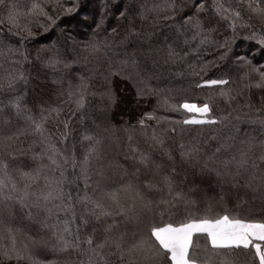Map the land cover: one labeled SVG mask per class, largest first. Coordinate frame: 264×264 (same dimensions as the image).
I'll list each match as a JSON object with an SVG mask.
<instances>
[{"label":"snow or ice","instance_id":"1","mask_svg":"<svg viewBox=\"0 0 264 264\" xmlns=\"http://www.w3.org/2000/svg\"><path fill=\"white\" fill-rule=\"evenodd\" d=\"M45 5L52 11L60 9L64 15L72 17L77 12L79 0H75L72 7H65L63 0H44L43 4L33 3L31 5V9L26 14H36L54 25L56 19L45 10ZM0 8L7 10L6 16L0 19V25L4 23L11 25L7 31L18 38V44L22 46L25 40L35 38L28 24H20L21 13L16 11L12 0H0ZM183 8L182 4L178 6V0H170V3L159 10L166 11L163 19L172 21L178 34L189 30L192 32L191 38H186L183 41L185 45H189L195 40L199 41L197 46L191 49L192 52H198L200 46L214 42L212 33L216 31V28L212 24L217 17L219 20L227 21L228 27L233 33L236 32L238 26L252 27L250 22H242V12L245 10L250 13L249 21L252 17L264 20V0H230L228 4L222 0H211V4L208 3V0H195L191 11L184 15L180 21H177L176 12L182 11ZM157 10L145 9L139 15L146 21L148 19L147 12ZM126 11L121 10L120 17H126ZM35 23L41 28L44 27L39 19ZM205 23L209 26L205 27ZM139 35L135 26H131L128 36L139 37ZM246 38L256 40L260 49L264 50V32L257 35L253 31V34ZM102 47H107V45L90 42L85 46V50L99 53ZM165 47L167 49L165 64L182 63L189 55L187 51L181 53L170 43H166ZM219 48L224 50L220 55L222 60L231 51L229 39L220 43ZM163 50L159 49L158 51ZM9 52L13 56H19V59L11 61L13 65H22L28 60L24 51L9 49ZM251 54L250 52L235 58L238 68H248L251 72L259 73V80L254 85L245 84L244 88L254 86L257 89H264V71L252 64V60L249 58ZM60 64H63L64 67L69 66L55 54L46 62V66L51 68ZM121 65L119 70L110 72L109 77H118L119 80L127 82L131 87V98L128 102L134 108H140L142 102L149 96H156L158 101L163 97V106L166 110L192 115L181 120L168 121L166 117H157L154 112L141 114L137 125L143 130L142 134L148 151H143L139 147H133L131 151L134 154L132 158L141 166L137 168V173H140L142 168L143 174L150 178L145 179L141 184L127 183L120 188L107 185L108 174L102 163L104 136L83 135L82 141L89 143L82 158L77 157L75 146L71 151L67 148H57L51 142V137L56 133L49 132L45 125L51 114L55 113L59 117L60 109L47 107L48 101L41 97L36 107L42 116L37 120L32 109L25 103L28 86V78L25 74L23 72L9 73L5 82H0V121L14 119L26 125L17 135L8 136L6 139H18L21 134H38L40 143L44 145V150L33 155L32 159L33 161L43 160L46 157L48 161L47 164L41 163L28 171H21L19 181L11 182L10 186L4 180H0V226H5V214L11 217L18 206L30 221L35 219L41 229L51 231L55 240V243L50 247L48 241L39 236L30 237L29 243H22L20 247H17L15 232L18 229L8 225L7 234L11 244L9 246L0 243V264L12 260L17 261V264L20 262L51 264L50 261L41 258L43 253L48 251L68 252L70 249L86 257V262L81 261L80 264H112V257H117L120 264H212L213 258L219 257L222 253L225 256L233 257L243 254L249 258V264L257 260L258 264H264V221H246L242 218H230L229 214H223L215 219L189 218L176 225L167 223L162 227L151 226L146 235L134 234L132 237H128L127 234L120 232L118 218L127 219L135 216L139 211L147 212L155 209H163L162 215L173 209L179 212V207L175 202L187 199L184 193L176 191L173 184L172 177L176 173L174 161L178 156L181 163L196 162L199 164V161L203 159L204 142H198V138H193L186 143H176L171 138L177 132V125H217L220 126V132H223V129H229L228 134L211 137L215 141L211 159L213 162H220V167L215 172L218 181H223L229 191L234 190L238 199L242 195L264 199V139L254 140L247 133L241 138V130L232 123L229 116L219 118L212 116L213 109L208 102L203 104L191 103L187 100L182 103L170 102L169 97L164 95L163 89L150 86L149 81L152 76L146 67L141 66L135 54L121 61ZM190 67L194 66L190 65ZM207 67L208 64H205L200 71L203 72ZM192 74L199 75L200 73L193 71ZM176 75L183 74L177 73ZM247 77L248 72H245L241 79L245 80ZM21 83L25 90L18 92L17 86ZM52 83L59 84L60 81L53 80ZM229 83L228 79L222 78L202 79V82L197 83L195 87L214 88ZM83 88L86 89L87 85H84ZM123 91L127 93L128 89L125 88ZM5 92L13 93L7 101L2 98ZM233 92L234 90L231 88L221 89L218 95L227 103H231L238 95H243V92L235 94ZM67 94L70 98H75L76 111L85 107L86 92L84 90H80L78 93L69 91ZM100 96L107 101L108 108L117 105L118 97L110 79L109 86L100 93ZM259 105L260 107L254 108L250 101L245 103L244 107L249 111L243 115L249 117V123L264 127V96L259 98ZM6 110L10 116L6 115ZM252 112L258 114L256 119L250 118ZM44 113L48 115H43ZM75 114V111L71 112L68 120L58 121L64 129L63 131L58 130L61 144H66L70 139V118ZM235 120L240 121L241 116L237 115ZM147 121H155L156 124L155 126L149 125ZM162 124L173 126L158 130ZM149 129H151L150 133ZM180 131L183 132L185 129L181 127ZM128 139L131 141L132 136L129 135ZM8 147L13 148L10 153L12 160L17 158L15 152L27 154L23 148H15L13 145H8ZM153 152H159L168 161L173 162L171 172L161 174V166L155 165L152 160ZM200 166L202 171L207 168L206 164ZM8 167L7 161L0 160V171L7 174ZM41 181H43V188L40 187ZM77 182L82 184L83 194L81 195V192L78 191L74 201L73 194L68 188ZM121 193L130 196V199L122 198ZM153 194L158 195L159 199L154 200ZM166 195L171 197V200L166 199ZM77 205L80 207L79 213H77ZM61 213L66 215L70 213L71 220H62ZM50 221L52 222L50 223ZM69 223L76 225L75 231L69 228ZM197 235L206 237L205 250L211 253L208 257H201L197 251L200 245L193 243V238ZM0 239L3 237L0 236ZM217 264H232V261L222 260L217 261Z\"/></svg>","mask_w":264,"mask_h":264},{"label":"trees","instance_id":"2","mask_svg":"<svg viewBox=\"0 0 264 264\" xmlns=\"http://www.w3.org/2000/svg\"><path fill=\"white\" fill-rule=\"evenodd\" d=\"M12 2L16 6V11L21 13L20 24H28L35 38L25 40L21 46L17 43L18 38L7 31L11 25L8 23L0 25V82H5L9 73L23 72L25 74L28 78L25 103L32 109L37 120L42 116L36 107L41 97L48 101L47 107L60 109L59 117L55 113L51 114L45 125L49 132L56 133L51 137V142L57 148H67L71 151L75 146L77 157L82 158L89 143L82 141L83 135L104 136V145H106L107 151L102 150L103 160L114 155L113 162L105 166L109 187L120 188L127 183L137 185L150 178L143 174L142 168L140 173H137V168L141 166L132 158L134 154L131 151L133 147L148 151L142 134L143 130L137 125L142 113L154 112L157 117H166L168 121L181 120L192 115L166 110L163 106V97L158 101L156 96H149L138 109L128 102L131 98V87L127 82L119 80L118 77H109V73L119 70L122 66L121 61L133 54L140 61L141 66L146 67L151 74L150 86L163 89L164 95L169 97L170 102L182 103L185 100L197 104L208 102L213 109L212 116L216 118L229 116L232 123L241 130V138L247 133L254 140L264 139V127L249 123V117L243 115L249 111L244 107L245 103L249 101L254 108L260 107L259 98L264 96V89H257L254 86L244 88L245 84L254 85L259 80V73L251 72L248 68L240 69L235 62L236 56L251 52L249 58L252 60V64L264 71V50L260 49L256 40L246 38L251 36L253 31L257 35L264 32V20L252 17L249 21L250 13L248 11L242 12V22H250L252 27L238 26L236 32L233 33L228 27V22L219 20L217 17L212 24L216 28V31L212 33L214 42L200 46L198 52H192L191 49L195 48L199 41H192L189 45L183 43L184 39L191 38L192 32L189 30L178 34L173 22L163 19L166 11L159 10L170 3V0H79L77 12L72 17L64 15L60 9L52 11L45 5V10L56 19L54 25L36 14H26L33 3L43 4L44 0H12ZM194 2L195 0H178V6L182 4L184 8L182 11L176 12L177 21H180L184 15L191 11ZM222 2L228 4L230 0H222ZM63 3L65 7H72L75 0H63ZM208 3L211 4V0H208ZM233 6L235 7V4ZM145 9L158 10L147 12L148 19L145 21L139 15ZM121 10H127L126 17H120ZM6 12V9L0 8V19L6 16ZM57 17L59 18L57 19ZM37 19L44 24L43 28L35 23ZM131 26H135L140 33L139 37L128 36ZM208 26L205 23V27ZM45 29L47 30L45 31ZM225 39H229L231 51L221 60L220 55L224 50L219 48V44ZM90 42L106 44L107 47H102L99 53H92L85 50V46ZM166 43L172 44L181 53L189 52V55L182 63L165 64ZM9 49L24 51L28 60L22 65H13L11 61L19 59V56H13ZM159 49L164 50L158 51ZM54 54L69 66L64 67L63 64H60L55 68L44 67L43 63H46ZM205 64H208V67L201 72L200 69ZM190 65L194 67H190ZM193 71L200 74L193 75ZM245 72H248V77L242 80L241 77ZM177 73L183 75H176ZM221 78L228 79L230 83L214 88L195 87L197 83L202 82V79ZM109 79L118 97V103L113 108H108L107 101L100 96V93L109 86ZM53 80L60 81V83L53 84ZM84 85H87L86 89L83 88ZM125 88L128 89L127 93L123 91ZM229 88L234 90L233 94L243 92V95H238L231 103H227L219 97L218 92L221 89L228 90ZM24 90L22 83L17 86L18 92ZM80 90L86 92L85 107L76 111L75 98H70L67 93L69 91L78 93ZM12 95L13 93L5 92L2 98L7 101ZM74 111L76 114L70 118V139L66 144H61L58 130L63 131L64 129L58 121L68 120L70 113ZM6 115L10 116L8 110H6ZM43 115L48 114L44 113ZM237 115L241 116L240 121L235 120ZM257 115L252 112L250 118L256 119ZM103 119H107L104 126H108L109 131L99 127L102 125L99 123ZM147 123L153 126L156 124L155 121H147ZM171 126L173 125L162 124L158 130ZM25 127L23 122H17L14 119L0 121V160L7 161L9 164L7 174L0 171V180H4L9 186L11 182L19 181L21 171H28L41 163H48L46 157L43 160L33 161L32 159L33 155L44 150V145L40 143L38 134H21L18 139H6L8 136L17 135ZM176 127L177 132L171 138L176 143H186L193 138H198V142H204L203 159L199 161V164L196 162L181 163L178 156L174 161L176 173L172 177L173 184L176 191L184 193L187 199L175 202L179 207V212L173 209L162 215L163 209H155L147 212L139 211L135 216L127 219L118 218L120 232L127 234L128 237H132L134 234L146 235L151 226L162 227L167 223L176 225L189 218L215 219L223 214H229L230 218H242L246 221H264V199L251 195H242L238 199L234 190L229 191L228 186L223 181H218L215 174L216 169L220 167V162H213L211 159L215 147V141L211 137L228 134L229 129H223V132H220V126L217 125H177ZM181 127L185 131L181 132ZM150 132L151 129H149ZM129 135L132 136L131 141L128 139ZM8 145L23 148L27 154L15 152L17 158L12 160L10 153L13 148ZM152 160L155 165L161 166V174L171 172L173 162L168 161L159 152L152 153ZM204 164L207 165V168L202 171L200 165ZM40 187L43 188V181H41ZM81 189L80 182L69 186L68 190L72 192L74 201L78 191L81 192V195L83 194ZM120 195L124 199H130V196H126L124 193ZM152 198L158 200L159 196L153 194ZM165 198L171 200V197L167 195ZM76 207L77 213H79L80 207L78 205ZM61 218L70 221L71 215L70 213L67 215L61 213ZM4 221H6L5 226H0V236L3 237L0 239V243L2 244L9 246L11 244L7 234L8 225L18 229L15 232L18 240L17 247H20L22 243H29V238L36 236L48 241L50 247L55 243L51 231L41 229L35 219L30 221L18 206L11 217L5 214ZM68 226L75 231L76 225L69 223ZM81 234L83 235V233ZM193 243L200 245L197 251L201 257L211 255L205 250L207 243L205 236H194ZM41 258L50 261L51 264L86 262V257L71 249L68 252L48 251L43 253ZM222 260H230L232 264H249V258L243 254L233 257L225 256L223 253L219 257H214L212 264H217V261ZM3 264H17V261H4ZM20 264H26V262H20ZM112 264H120L119 259L112 257ZM252 264H258V260L253 261Z\"/></svg>","mask_w":264,"mask_h":264},{"label":"rangeland","instance_id":"3","mask_svg":"<svg viewBox=\"0 0 264 264\" xmlns=\"http://www.w3.org/2000/svg\"><path fill=\"white\" fill-rule=\"evenodd\" d=\"M43 66L44 67H47L46 66V63H43ZM107 121V119H103L99 124H102L101 126H99V127H103V128H105L107 131H109V127L108 126H104V125H106V122ZM99 124H97V125H99ZM103 149H105L106 150V145H103V148H102V150ZM107 151V150H106ZM113 158H114V155H113V157L112 156H109L108 158H105L103 161H104V166H106L107 164H109V163H111V162H113ZM102 161V162H103ZM6 222V221H5Z\"/></svg>","mask_w":264,"mask_h":264},{"label":"bare ground","instance_id":"4","mask_svg":"<svg viewBox=\"0 0 264 264\" xmlns=\"http://www.w3.org/2000/svg\"><path fill=\"white\" fill-rule=\"evenodd\" d=\"M21 240H22V238H21ZM18 241V240H17ZM24 242H25V240H24ZM20 243H21V241H20ZM28 243V242H27ZM20 245V244H19Z\"/></svg>","mask_w":264,"mask_h":264}]
</instances>
